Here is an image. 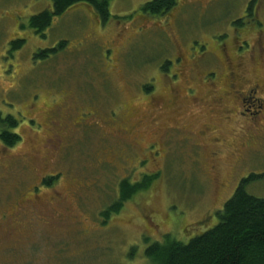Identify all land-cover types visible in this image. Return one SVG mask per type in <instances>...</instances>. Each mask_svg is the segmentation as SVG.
<instances>
[{"label": "rangeland", "instance_id": "obj_1", "mask_svg": "<svg viewBox=\"0 0 264 264\" xmlns=\"http://www.w3.org/2000/svg\"><path fill=\"white\" fill-rule=\"evenodd\" d=\"M149 1L110 0L106 22L79 4L44 36L29 21L51 0H0V110L22 137L13 147L0 140V264H154L150 245L214 227L243 178L259 175L247 189L264 197V94L225 100L228 118L204 81L218 65L211 53L237 58V48L247 79L264 81V0H179L161 16L141 10ZM177 49L188 60L178 85ZM144 116L141 132L122 138L119 129ZM148 175L107 218L120 183ZM217 178L226 183L218 192Z\"/></svg>", "mask_w": 264, "mask_h": 264}, {"label": "trees", "instance_id": "obj_2", "mask_svg": "<svg viewBox=\"0 0 264 264\" xmlns=\"http://www.w3.org/2000/svg\"><path fill=\"white\" fill-rule=\"evenodd\" d=\"M52 10H44L30 18L29 26L36 33L45 36L57 16H62L70 8L86 4L97 16L106 22L110 15V0H51ZM179 0H151L141 7L145 14L161 16L175 8ZM253 5V3H252ZM24 40H15V48L22 47ZM67 41H62L64 47ZM54 52L55 49L46 52ZM45 54L42 51L40 55ZM166 67V65L164 66ZM147 91L151 87H145ZM19 122L11 114L3 115L0 110V140L8 147L16 146L21 141L15 132ZM153 176H146L141 183L133 184L129 180L120 183V198L105 215L118 212L124 202L139 189L147 187ZM259 175L251 174L243 178L233 196L217 212L218 223L193 237L189 242L179 241L166 236L163 242H155L146 250V256L154 264H264V197H257L248 192V186ZM51 179H46L48 183Z\"/></svg>", "mask_w": 264, "mask_h": 264}, {"label": "flooded vegetation", "instance_id": "obj_3", "mask_svg": "<svg viewBox=\"0 0 264 264\" xmlns=\"http://www.w3.org/2000/svg\"><path fill=\"white\" fill-rule=\"evenodd\" d=\"M143 16V15H142ZM178 49L176 50V54L175 56L177 57V62H174L175 64V76L173 80H170V82H174V80L178 79V77L180 78L181 74L178 73L179 71V67L181 66H185V64L188 63V60L185 61V57L182 55H178ZM213 54L215 60L217 61L215 64L218 63L217 65V69L214 67V69L212 70H208L205 74H204V81L208 83V85H210L211 89L213 90L215 96H216V100L215 103L220 106V107H226L225 109V114L226 117H230L232 115V106H224L225 104V100L227 99H232L233 101H241L243 104H245L244 102H246V98H253V96H255L257 93L261 92L262 94H264V81L259 79L256 75V79L255 80H248L246 77V72L244 71V62H245V53L244 52H240V50L237 48L236 49V54H237V58L236 56H232L231 54L233 53H229L228 49L223 50L222 49V53L217 55L215 53H211V55ZM235 54V53H234ZM186 55V54H185ZM189 58H193L196 56H193L191 54H189ZM181 57V58H180ZM199 59H204L206 58V55L204 56H197ZM212 63V62H210ZM219 66V68H218ZM195 70V69H194ZM178 82H176L175 84H177ZM178 85V84H177ZM186 87L187 90L192 93V95H195V89L193 87L190 86V82L187 80L186 81ZM177 86H173V84L170 86V91L173 94L174 92H178ZM153 95V94H152ZM246 97H243V96ZM158 98L157 96H152L150 97V100L148 101V111L150 113H152L151 111H153L154 109H158ZM177 103L174 100L171 101V106H175ZM150 108V109H149ZM151 110V111H150ZM249 111L248 109H245V112ZM245 114V113H242ZM146 117H142V118H138L134 123L129 124L128 126H125L123 128L119 129V134L122 136V138L125 137V135H129V134H135L138 131H140V129L142 127H145L146 125H144V121H145ZM158 123V119H154V117L152 118V123L156 122ZM80 124V123H78ZM82 124V123H81ZM205 130L203 131H199V135L198 136H204L207 133L208 127L205 126ZM172 129L173 132H178L177 130H183V128H180L179 126H174V127H170V130ZM141 132V131H140ZM194 138V137H192ZM158 139H161V137H159ZM196 140V139H195ZM214 143L217 145L219 143L218 139H214ZM134 142H137L136 139L133 140ZM138 143V142H137ZM152 145H155L152 143ZM150 146V147H154V146ZM149 147V148H150ZM240 149H237L234 154L235 155H240ZM219 153L220 150H218L217 148H213V150L211 151V163L212 165L210 166L212 170H217V164L216 161L219 158ZM152 154H155L152 152ZM213 182L215 183V187L218 190L222 189L225 187L226 183L224 181H220L218 178L217 179H212ZM43 181V179L41 180V182ZM35 193H37L35 191ZM37 195V194H35ZM57 197H59V195H57ZM150 216H154L153 214H151ZM2 219L4 217L8 218V214H2L0 216ZM151 218V217H150Z\"/></svg>", "mask_w": 264, "mask_h": 264}]
</instances>
